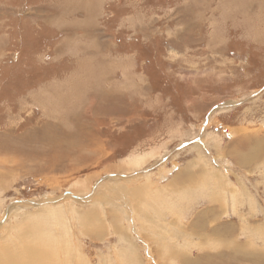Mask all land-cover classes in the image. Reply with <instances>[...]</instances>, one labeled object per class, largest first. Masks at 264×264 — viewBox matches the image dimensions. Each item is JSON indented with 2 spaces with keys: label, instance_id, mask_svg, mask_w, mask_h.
<instances>
[{
  "label": "rangeland",
  "instance_id": "obj_1",
  "mask_svg": "<svg viewBox=\"0 0 264 264\" xmlns=\"http://www.w3.org/2000/svg\"><path fill=\"white\" fill-rule=\"evenodd\" d=\"M14 247L264 264V0H0V264Z\"/></svg>",
  "mask_w": 264,
  "mask_h": 264
},
{
  "label": "bare ground",
  "instance_id": "obj_2",
  "mask_svg": "<svg viewBox=\"0 0 264 264\" xmlns=\"http://www.w3.org/2000/svg\"><path fill=\"white\" fill-rule=\"evenodd\" d=\"M37 233V231L35 232V234ZM42 234V233H41ZM41 236V235H40ZM26 237V236H25ZM33 237V236H32ZM43 238V236H41ZM37 238V237H36ZM35 238V239H36ZM47 240V239H46ZM45 240V242H46ZM43 242V241H42ZM41 242V243H42ZM16 247H19V245H15ZM16 247H14V252L15 254H13L12 252H9V255L7 257L3 256L1 257L4 261V264H18L17 261L21 264H44L48 261V259H51V255L50 253H48L47 251H39V252H33V250L28 251V256H24V253L26 251V248L24 247V245H22V249L24 248V253L22 250H20V252H18V250H16ZM8 251H11L10 249H8ZM13 254V255H12ZM19 254V255H18ZM1 256V255H0ZM31 256V258H29ZM5 257V258H4ZM17 260V261H16ZM51 262V261H50ZM3 264V263H2Z\"/></svg>",
  "mask_w": 264,
  "mask_h": 264
}]
</instances>
